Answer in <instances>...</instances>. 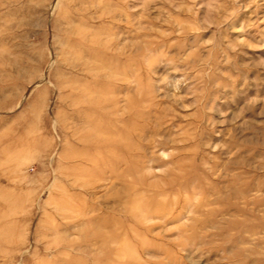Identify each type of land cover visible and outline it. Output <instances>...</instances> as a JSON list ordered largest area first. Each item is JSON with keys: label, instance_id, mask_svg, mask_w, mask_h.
<instances>
[{"label": "rangeland", "instance_id": "1", "mask_svg": "<svg viewBox=\"0 0 264 264\" xmlns=\"http://www.w3.org/2000/svg\"><path fill=\"white\" fill-rule=\"evenodd\" d=\"M0 264H264V0H0Z\"/></svg>", "mask_w": 264, "mask_h": 264}]
</instances>
